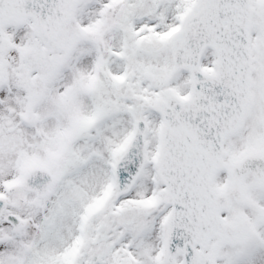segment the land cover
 I'll list each match as a JSON object with an SVG mask.
<instances>
[{"label": "snow or ice", "instance_id": "snow-or-ice-1", "mask_svg": "<svg viewBox=\"0 0 264 264\" xmlns=\"http://www.w3.org/2000/svg\"><path fill=\"white\" fill-rule=\"evenodd\" d=\"M0 264H264V0H0Z\"/></svg>", "mask_w": 264, "mask_h": 264}]
</instances>
